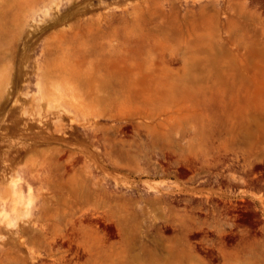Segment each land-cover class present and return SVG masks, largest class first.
Listing matches in <instances>:
<instances>
[{
	"label": "bare ground",
	"instance_id": "6f19581e",
	"mask_svg": "<svg viewBox=\"0 0 264 264\" xmlns=\"http://www.w3.org/2000/svg\"><path fill=\"white\" fill-rule=\"evenodd\" d=\"M118 1L108 19L136 6ZM237 3L264 12V0H168L162 12L216 18ZM82 71L44 72L37 97L12 81L0 94L43 110L3 126L23 123L28 142L0 154V264H264V77L171 70L122 118ZM129 136L146 143L144 173L175 182L114 178L111 151ZM29 151L39 158L18 166Z\"/></svg>",
	"mask_w": 264,
	"mask_h": 264
},
{
	"label": "rangeland",
	"instance_id": "374dc122",
	"mask_svg": "<svg viewBox=\"0 0 264 264\" xmlns=\"http://www.w3.org/2000/svg\"><path fill=\"white\" fill-rule=\"evenodd\" d=\"M102 1L0 0V94L6 93L12 81L22 88L19 94L28 90L30 96L37 97L45 86L44 72L83 70L94 74V82L100 83L104 105L110 103L109 111L123 118L135 115L142 93L171 82L167 76L171 70L186 67L215 75L244 70L264 77V12L255 3L246 7L237 3L215 18L212 12L164 14L162 8L168 0H132L136 6L127 16L108 19L109 9L119 11L126 2ZM223 80L217 76L204 81L212 84ZM137 89H142L135 95L138 98L133 94L128 98L131 90ZM0 106L5 108L0 114L1 154L6 148L28 142L21 138L23 123L6 135L3 126L17 124L21 117H35L38 123L43 110L32 102L21 105L15 98L0 97ZM130 128L131 134L135 132ZM144 149L146 143L132 136L113 149L111 156L118 163L109 165L112 176L126 184L175 182L144 173ZM38 158L36 152L29 151L18 166ZM94 160L101 162L99 157Z\"/></svg>",
	"mask_w": 264,
	"mask_h": 264
}]
</instances>
